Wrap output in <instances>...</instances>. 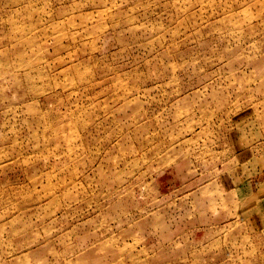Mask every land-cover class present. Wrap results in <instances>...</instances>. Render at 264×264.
<instances>
[{
	"label": "rangeland",
	"instance_id": "374dc122",
	"mask_svg": "<svg viewBox=\"0 0 264 264\" xmlns=\"http://www.w3.org/2000/svg\"><path fill=\"white\" fill-rule=\"evenodd\" d=\"M0 264H264V0H0Z\"/></svg>",
	"mask_w": 264,
	"mask_h": 264
}]
</instances>
